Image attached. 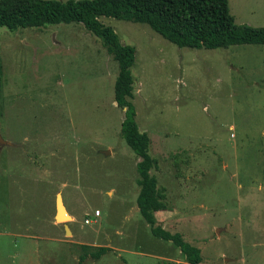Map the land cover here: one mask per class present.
Instances as JSON below:
<instances>
[{
	"label": "rangeland",
	"instance_id": "374dc122",
	"mask_svg": "<svg viewBox=\"0 0 264 264\" xmlns=\"http://www.w3.org/2000/svg\"><path fill=\"white\" fill-rule=\"evenodd\" d=\"M229 5L264 26V0ZM99 19L136 48L132 102L168 203L158 221L200 264H264V44L180 47L147 23ZM0 66V264L186 262L137 205L141 158L101 39L81 22L0 26ZM58 192L73 235L54 224Z\"/></svg>",
	"mask_w": 264,
	"mask_h": 264
},
{
	"label": "trees",
	"instance_id": "16d2710c",
	"mask_svg": "<svg viewBox=\"0 0 264 264\" xmlns=\"http://www.w3.org/2000/svg\"><path fill=\"white\" fill-rule=\"evenodd\" d=\"M108 16L147 23L166 39L180 47L224 48L238 44H264V26L239 24L230 11L229 0H0V26L10 30L40 27L46 24L81 22L99 37L108 53L119 64L115 81V101L126 108L122 135L141 158L137 163L140 191L137 205L154 235L172 240L187 257L176 264H200L201 250L186 241L181 233H172L158 221L156 212L167 210L165 192L151 173L157 159L150 153L151 137L141 131L136 119L134 77L131 68L136 48L124 44L111 25L99 17ZM2 69L0 66V79ZM88 246V245H86ZM110 250L100 246L94 255ZM85 255L79 262L82 264Z\"/></svg>",
	"mask_w": 264,
	"mask_h": 264
},
{
	"label": "water",
	"instance_id": "95a60500",
	"mask_svg": "<svg viewBox=\"0 0 264 264\" xmlns=\"http://www.w3.org/2000/svg\"><path fill=\"white\" fill-rule=\"evenodd\" d=\"M124 110H126V108H124ZM5 144H11V142L6 141L3 138L2 134H1V131H0V146L5 145ZM55 205H56V215H55L56 221L60 222V223H64L67 232L70 231V228H69L67 222L72 217L69 214V212H68V210H67V208L65 206L62 192H58L57 193ZM66 219H67V221H64Z\"/></svg>",
	"mask_w": 264,
	"mask_h": 264
},
{
	"label": "crops",
	"instance_id": "0c3cea01",
	"mask_svg": "<svg viewBox=\"0 0 264 264\" xmlns=\"http://www.w3.org/2000/svg\"><path fill=\"white\" fill-rule=\"evenodd\" d=\"M69 212V211H68ZM157 212H159V211H157ZM156 212V213H157ZM69 214L71 215V213L69 212ZM55 215H56V205H55ZM55 215H54V218H55ZM73 216V215H72ZM54 224H56V225H59V226H61V224L62 223H59V222H57L56 221V218L54 219ZM69 226V225H68ZM63 227H65L64 225H63ZM69 228H70V226H69ZM66 229V228H65ZM70 231H71V233H72V235H73V231L71 230V228H70ZM65 235H66V233H64Z\"/></svg>",
	"mask_w": 264,
	"mask_h": 264
},
{
	"label": "built area",
	"instance_id": "2783aa9c",
	"mask_svg": "<svg viewBox=\"0 0 264 264\" xmlns=\"http://www.w3.org/2000/svg\"><path fill=\"white\" fill-rule=\"evenodd\" d=\"M95 215H96V216H99V215H100L98 210L95 211ZM86 222H89V219H87Z\"/></svg>",
	"mask_w": 264,
	"mask_h": 264
}]
</instances>
